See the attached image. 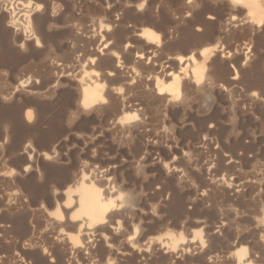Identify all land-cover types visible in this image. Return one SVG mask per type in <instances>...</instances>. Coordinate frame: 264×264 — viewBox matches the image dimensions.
Returning a JSON list of instances; mask_svg holds the SVG:
<instances>
[{
  "label": "rangeland",
  "instance_id": "obj_1",
  "mask_svg": "<svg viewBox=\"0 0 264 264\" xmlns=\"http://www.w3.org/2000/svg\"><path fill=\"white\" fill-rule=\"evenodd\" d=\"M0 264H264V0H0Z\"/></svg>",
  "mask_w": 264,
  "mask_h": 264
},
{
  "label": "bare ground",
  "instance_id": "obj_2",
  "mask_svg": "<svg viewBox=\"0 0 264 264\" xmlns=\"http://www.w3.org/2000/svg\"><path fill=\"white\" fill-rule=\"evenodd\" d=\"M97 87H91L84 90V96L86 97H94L97 94ZM82 197L81 199V209L83 213H87L91 218L97 216L98 213H101L102 216L105 212L104 206L105 203L103 200L99 199V193L95 192L92 188L87 186L82 187ZM97 218V217H96ZM243 254V252H241Z\"/></svg>",
  "mask_w": 264,
  "mask_h": 264
}]
</instances>
